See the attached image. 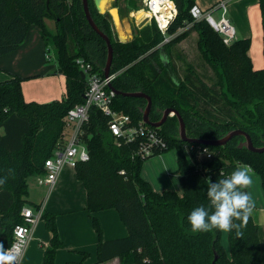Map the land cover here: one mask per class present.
Masks as SVG:
<instances>
[{"label": "trees", "instance_id": "obj_1", "mask_svg": "<svg viewBox=\"0 0 264 264\" xmlns=\"http://www.w3.org/2000/svg\"><path fill=\"white\" fill-rule=\"evenodd\" d=\"M195 1L173 0L176 16L165 32L170 36L166 42L150 25L132 41H115L107 13L99 14L89 7L94 23L109 38L113 49L110 74L116 76L111 86L120 93L148 95L151 122L158 121L164 109H173L183 119L190 138L215 140L239 129L248 134L254 147H262L264 66L253 69L250 38L236 39L226 46L206 22L194 21L190 9ZM258 6L264 60V0H258ZM45 19L54 22V31L47 28ZM188 24V31L178 32ZM33 25L39 29L46 48L55 49L56 72L65 78V95L45 104L26 102L21 89L26 78L10 75L0 82V179L7 178L0 185V246L4 249L11 244L14 226L21 222V209L25 205L40 206L26 199L27 180L43 173L45 160L64 134L68 110L83 103L86 81L80 78L76 59L91 64L93 71L103 76L107 55L105 42L84 17L81 0H0V57L13 53ZM190 32L197 34L196 46L205 67L199 71L187 63L180 74L172 63V49ZM145 104L141 98L115 95L113 99V109L129 115L134 125L142 119ZM107 120L99 110L90 109L82 128L89 160L74 167L76 179L86 192L85 211L97 235L94 264L113 259L119 264H212L215 254L214 264H264V229L251 216L242 237L238 238L235 230L227 233L229 256L220 244V231L192 233L187 221L194 208L208 207L207 180L229 176L238 163L254 169L264 193V153L239 148L244 140L241 136L218 147L183 143L178 139L176 116L168 117L155 129L167 147L155 155L176 148L175 174L182 194L156 192L140 175L146 158L135 155L139 142L115 141ZM183 147L189 148L190 160L182 152ZM203 149L210 153L209 158L201 154ZM106 210L117 212L127 230L124 238L102 240L95 214ZM41 220L51 234L49 245L43 246L41 264H54L62 245L56 218L43 210ZM78 254L81 260L66 264H84L89 258L87 252Z\"/></svg>", "mask_w": 264, "mask_h": 264}, {"label": "crops", "instance_id": "obj_2", "mask_svg": "<svg viewBox=\"0 0 264 264\" xmlns=\"http://www.w3.org/2000/svg\"><path fill=\"white\" fill-rule=\"evenodd\" d=\"M218 0H196L195 5L201 9H208ZM227 14L229 21L235 29L236 39L250 38L251 45L249 56L251 58L254 70H259L264 66L262 54V27L258 0H228ZM53 28L48 27V22ZM45 24L50 31L55 30L54 22L45 19ZM180 51V50H179ZM183 55L185 51H180ZM47 49L44 41L40 37L39 29L36 26H30L28 34L24 42L11 54L0 57V82L8 80L10 75H17L26 78L21 84L23 98L26 102H36L45 104L52 101H59L65 95V78L56 72L57 66L49 65L50 59L46 58ZM179 57V56H178ZM47 79L56 87L34 94L31 86L33 82ZM45 81V80H44ZM43 188L44 186H37ZM155 189V188H154ZM46 190V187H45ZM155 191V190H154ZM181 196V192L176 190ZM158 192V191H156ZM162 192V191H160ZM29 201V200H28ZM30 204L41 205L43 210L55 215L58 234L62 241V245L57 250L54 264H66L69 261L81 260L79 251L89 254V258L84 264H94L96 254H94V236L90 232L89 222L86 219L82 228L86 229L88 236L86 240L78 236V220L82 217L90 219L86 207V192L82 184L76 179L75 171L71 167H64L59 174L54 186L42 193L37 200ZM102 231V240L109 241L124 238L127 235L126 227L120 221L116 211L106 210L95 214ZM252 217V216H251ZM253 219V218H252ZM254 221V220H253ZM42 225L37 224L33 228L29 246L31 243L39 244L42 250L43 246L49 245L51 234L46 230L44 222L39 221ZM255 222V221H254ZM256 223V222H255ZM258 224V223H256ZM260 226V223L258 224ZM263 228V227H262ZM226 237V241L222 238ZM220 244L227 256H229V248L227 241V233L220 231ZM97 245V242H96ZM90 251V252H89ZM24 253V252H23ZM22 255V259H24ZM38 264H41L42 258H38ZM102 264H119L118 259H113Z\"/></svg>", "mask_w": 264, "mask_h": 264}, {"label": "built area", "instance_id": "obj_3", "mask_svg": "<svg viewBox=\"0 0 264 264\" xmlns=\"http://www.w3.org/2000/svg\"><path fill=\"white\" fill-rule=\"evenodd\" d=\"M228 0H218L208 9H201L194 5L190 9V15L194 21H204L220 37L222 43L230 46L236 40L233 25L226 17ZM143 11L147 19L153 20L161 32L165 33L168 25L176 16V8L173 0H143ZM167 19V24L162 25V18ZM165 26V27H164ZM168 39H164L166 42ZM46 58L50 56L46 53ZM76 65L84 74L86 89L83 103L77 104L68 110L65 116V131L57 142L52 155L44 162V171L35 177L37 185L51 189L64 167L74 169L78 162H87L89 154L83 142V125L87 123L91 108L99 110L107 120V129L110 135L117 141L121 139L125 143L139 142L135 152L136 156L149 158L156 152L166 149V142L152 127L143 123L142 119L134 125L129 115L117 112L113 109L114 92L109 88L116 73L104 78L93 71L92 65L85 63L81 58L76 59ZM207 158L210 153L207 149L201 152ZM124 174L123 171L120 172ZM42 206H24L20 211L21 222L13 228L11 244L5 249L7 254L14 259L11 264H19V261L29 243L33 228L41 220Z\"/></svg>", "mask_w": 264, "mask_h": 264}, {"label": "rangeland", "instance_id": "obj_4", "mask_svg": "<svg viewBox=\"0 0 264 264\" xmlns=\"http://www.w3.org/2000/svg\"><path fill=\"white\" fill-rule=\"evenodd\" d=\"M131 1L135 4L132 8ZM68 3H71V0H68ZM88 8L94 9L92 6L91 0H88ZM131 5V6H130ZM143 0H117L116 3L109 2L106 5L107 11L109 9L115 10L117 15V25L114 23V20L111 16L106 14V19L110 24L111 30H112V36L115 41H119L121 43H127L129 41L134 40V38L139 34V32L144 29L147 26L156 27V29L161 32V30L157 27L156 23L153 20L147 19L146 21H140L137 19L138 12L142 11L143 9ZM227 18H229V15H226ZM48 27L53 30V28L50 26L49 21ZM191 28V24H188L187 26L183 27L182 29L178 30V32H184L188 31ZM161 34L164 36V39H169L170 36L166 35V33L161 32ZM238 38V34L236 35ZM197 41V34L195 32L188 33V36H186L184 39H182L178 44H176L172 49V63L176 66L177 71L182 74L185 65L187 63L193 64L199 71L203 70V60L197 50L196 46ZM47 55L50 56V60L48 62L49 65H55V49L53 47L46 48ZM185 51L186 54L183 55L180 51ZM181 56L180 57L178 56ZM162 59L165 61V56H162ZM205 67V65H204ZM208 71V70H207ZM209 72V71H208ZM207 72V73H208ZM211 71L209 74L211 75ZM45 80V81H44ZM38 80L36 82H33L31 86L34 88L32 92L34 94L45 92L52 87H56L54 84L52 85L49 80ZM189 148L183 147L182 152L185 154V156L190 160L189 157ZM177 169V151L176 148H171L168 150L163 151L159 155H154L152 157L146 158L141 167L140 175L141 177L147 181L151 188L155 191H174L181 192L182 188L179 183L178 177L175 174V171ZM37 183L35 181V176H32L27 180V200L30 202L37 200L39 196L42 195L45 191H47V188L45 190V187L39 188L37 187ZM155 188V189H154ZM246 191L250 192L252 199L255 202V208L252 213V218L256 223H260V227L264 229V193L261 187V181L260 177L254 173L253 175V184L249 189H246ZM27 206V205H25ZM82 220H78V236L82 237L84 240H86L88 233L86 232V229L82 228V225L80 224V221L82 224H85L86 219L89 222L90 232L94 236L95 240L97 239V235L94 231V228L91 224V220L82 217ZM42 224L38 222L37 226H41ZM36 226V227H37ZM35 227V229H36ZM100 227V224H99ZM101 229V227H100ZM102 236V231H101ZM222 241H226V237L222 238ZM31 241H29L30 243ZM96 242H94V254H96ZM29 243L27 244V247L24 251L25 256L24 259H20L19 264H38L37 260L40 256L42 258V250L39 247V244L31 243L29 246ZM90 252V251H89ZM23 253V255H24Z\"/></svg>", "mask_w": 264, "mask_h": 264}, {"label": "clouds", "instance_id": "obj_5", "mask_svg": "<svg viewBox=\"0 0 264 264\" xmlns=\"http://www.w3.org/2000/svg\"><path fill=\"white\" fill-rule=\"evenodd\" d=\"M253 175L254 169L250 165L238 163L229 176L214 182L209 178L206 189L208 207L198 206L187 216L191 232L207 233L218 230L230 233L235 230V235L242 237V229L246 227L255 208L250 192L246 191L253 184ZM6 179H0V185ZM13 259L0 246V264H11Z\"/></svg>", "mask_w": 264, "mask_h": 264}, {"label": "water", "instance_id": "obj_6", "mask_svg": "<svg viewBox=\"0 0 264 264\" xmlns=\"http://www.w3.org/2000/svg\"><path fill=\"white\" fill-rule=\"evenodd\" d=\"M116 0H92L94 8L99 14H108L113 18L112 14V9H109L107 11L106 5L109 2H114ZM82 2V7H83V12H84V17L90 26V28L105 42L106 48H107V55H106V61L105 65L103 68V77L106 78L108 77L110 73V67L112 63V58H113V49L110 43L109 38L102 33L94 23L89 8H88V0H81ZM107 16V15H106ZM80 78L84 80V74L82 72L79 73ZM109 88L114 92L115 95H120L123 97H128V98H141L144 99L146 104L145 107L141 110V115H142V121L144 124H146L149 127H152L154 129H159L167 120L168 117L171 116H176L177 122H178V127H177V134H178V139L179 141L187 144H193V145H198V146H205V147H218V146H224L226 145L233 137L235 136H241L243 137V141L238 145L239 148H245L250 152L253 153H264V146L262 147H254L252 145V142L250 140V137L248 136L247 133H245L242 130L236 129V130H231L227 132L223 137L215 140H203V139H197V138H190L186 135V130H185V124L183 122V119L181 116L174 111L173 109H164L161 113V118L156 121V122H151L149 120V113L151 110V99L148 95L142 93V92H127V93H120L116 91L111 85ZM217 259V255H214V259L212 261V264L215 263Z\"/></svg>", "mask_w": 264, "mask_h": 264}, {"label": "bare ground", "instance_id": "obj_7", "mask_svg": "<svg viewBox=\"0 0 264 264\" xmlns=\"http://www.w3.org/2000/svg\"><path fill=\"white\" fill-rule=\"evenodd\" d=\"M112 14H113V20H114V23L117 25V15H116V11L115 10H112ZM147 15L146 13L142 10L140 12H138L137 14V19L140 20V21H146L147 20ZM167 24V19H165V17L162 18V25H166ZM165 27V26H164Z\"/></svg>", "mask_w": 264, "mask_h": 264}]
</instances>
